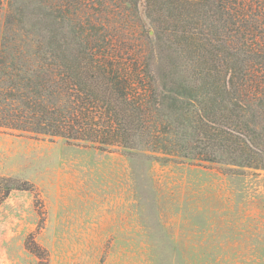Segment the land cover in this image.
<instances>
[{
    "label": "trees",
    "instance_id": "trees-1",
    "mask_svg": "<svg viewBox=\"0 0 264 264\" xmlns=\"http://www.w3.org/2000/svg\"><path fill=\"white\" fill-rule=\"evenodd\" d=\"M125 3L138 13L142 49L98 36L96 22L79 17L78 0L43 12L69 29L71 47L50 36L38 48L11 50L8 33L0 128L103 152L264 171V0ZM65 7L76 9L71 17ZM27 189L0 176V205ZM31 240L42 263L46 251Z\"/></svg>",
    "mask_w": 264,
    "mask_h": 264
},
{
    "label": "rangeland",
    "instance_id": "rangeland-1",
    "mask_svg": "<svg viewBox=\"0 0 264 264\" xmlns=\"http://www.w3.org/2000/svg\"><path fill=\"white\" fill-rule=\"evenodd\" d=\"M73 1L0 0V52L8 33L11 50L50 36L56 47L73 46L69 29L43 20ZM126 1L78 0L79 17L92 18L98 36L142 49L138 13ZM0 176L30 188L0 205V264H264L262 170L103 152L0 128ZM29 239L46 251L42 263Z\"/></svg>",
    "mask_w": 264,
    "mask_h": 264
}]
</instances>
